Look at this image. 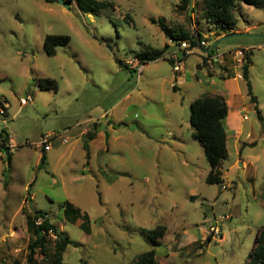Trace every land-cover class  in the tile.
I'll list each match as a JSON object with an SVG mask.
<instances>
[{"label": "rangeland", "instance_id": "1", "mask_svg": "<svg viewBox=\"0 0 264 264\" xmlns=\"http://www.w3.org/2000/svg\"><path fill=\"white\" fill-rule=\"evenodd\" d=\"M94 1L106 5L83 10L75 0L68 8L58 0H0V103H7L0 130L17 144L6 176L0 151L1 264L27 263L34 236L25 217L35 210L47 212L69 237L63 260L70 264H132L153 248L150 230L157 225L165 226L154 248L160 264H244L264 226V7L240 3L233 29L241 31L225 32L232 36L217 44L216 51L250 49L248 79L256 102L237 78L232 99L226 98L231 109L242 108L241 133L235 140L226 129L223 182L209 184V165L188 121L191 100L218 94L207 83L205 62L196 79L197 58L190 55L186 80L174 90L168 60L142 67L134 61L146 49L163 48L165 56L179 51L151 18L196 30L208 40L204 48L211 47L215 33L202 18V0H190L186 9L181 0ZM47 34L70 40L48 56ZM230 72L219 71V78ZM46 77L56 81V92L38 87ZM26 94L31 100L22 103ZM80 127L102 133L92 145L91 167L71 132L63 133ZM49 133L55 136L37 168L43 151L36 142ZM65 201L88 214L89 232L81 219L63 216ZM54 245L48 240L47 258ZM35 259L47 264L38 250Z\"/></svg>", "mask_w": 264, "mask_h": 264}, {"label": "trees", "instance_id": "2", "mask_svg": "<svg viewBox=\"0 0 264 264\" xmlns=\"http://www.w3.org/2000/svg\"><path fill=\"white\" fill-rule=\"evenodd\" d=\"M49 2L53 0H48ZM66 3L71 2V0H64ZM78 8L87 10L86 7L98 8L105 6L106 2H98L94 0H75ZM190 0H181L179 5L180 8L186 9ZM240 3L251 5L255 8L264 7V0H202V18L209 25V29L213 27L214 29L219 30L216 32H230L233 30V25L237 21L236 9ZM152 23H157L160 30L164 33L166 38L169 41H174L175 45H178L180 41L186 40L189 41L190 46L194 47L197 45V41H202L204 38L200 35L198 31L187 32L182 28L173 29L168 27L162 18H157L156 20L151 18ZM227 34V33H225ZM70 40L69 35L61 34H47L43 40V48L45 53L48 56H54L56 54V48L58 46L66 45ZM204 41V40H203ZM167 45H165L166 47ZM203 47V46H202ZM210 48V47H209ZM208 48V49H209ZM216 49H213L211 53L206 54L211 56L215 54ZM244 59L241 66V75L242 79L245 80V85L247 88V94L250 98V101L255 104L256 98L252 95L251 85L248 79V67L251 64V51L250 49H243ZM136 57L140 63L144 64L151 60H156L159 58L166 59L171 64L169 57L163 56L165 49H151L144 50L142 52H136ZM120 64L121 62L118 61ZM203 59V63H204ZM213 63H216L213 61ZM202 67V65H199ZM229 72L228 69H225ZM232 75L230 72L229 75L221 77V79L228 78ZM38 87L40 89H52L54 92L57 91V83L54 79L51 78H40L37 81ZM175 88V87H174ZM257 106L255 105V109ZM228 113V106L222 95L219 94H210L204 92L197 97H195L190 103V112H189V125L192 130V135L197 139L203 147V153L209 165V170L205 178V182L209 184L213 183H222V172H221V163L228 156L227 150V132L225 125V118ZM259 115V113H258ZM260 116V115H259ZM95 130L89 131L86 139H91L95 135ZM1 145L0 151H3V154L7 160V169L2 171V175L6 176L8 168L10 167V152L8 151L7 141L9 135L5 129L0 130ZM83 148L85 150L86 162H88L90 151L88 148L87 141L84 142ZM241 152V150H240ZM46 159L45 151L42 152V155L39 160L37 168H42ZM6 179L4 185L6 186ZM63 216L69 221L75 223L78 219L82 220L80 227L85 231L89 232V227L87 225L89 218L88 214L82 213L81 210L74 206L69 201H65L61 205ZM26 224L31 231L34 238H32L28 245V255L26 259V264H43L39 263L35 259V254L38 252L43 256V261L47 264H70L63 260V249L67 244L72 243L69 237L62 231L59 230L56 225L49 221L47 212L35 210L33 213L26 214ZM41 218V222L36 224L35 221ZM52 229V232L57 236L56 239H52L48 235V230ZM165 226L157 225L155 228L150 230V238L152 241L153 248L142 252L137 256V259L132 264H160L155 258L156 246L160 245L158 237H161L164 233ZM49 237V238H48ZM48 240L54 241V251L51 256L46 257V246ZM2 259L0 257V264ZM82 264H85L84 260H81ZM244 264H264V226H262L258 233L254 237L253 247L250 250L249 255L246 258Z\"/></svg>", "mask_w": 264, "mask_h": 264}, {"label": "crops", "instance_id": "3", "mask_svg": "<svg viewBox=\"0 0 264 264\" xmlns=\"http://www.w3.org/2000/svg\"><path fill=\"white\" fill-rule=\"evenodd\" d=\"M209 30H212L211 31L212 34L215 33L213 41H217V40L221 39L223 36L227 35L224 32H220L219 34H217L216 33L217 29H214L213 27H211ZM240 31L241 30H239V29H233V30H231V33L236 34L237 32H240ZM205 38L206 37H204V39ZM171 43L173 44L174 41H171ZM205 46H208V40L205 41V45L203 47L199 46V44L197 42L196 50L193 53L185 56V58L183 60V71H182V73L180 75L174 77V75H173V73L171 71L170 77H171V80L174 81V82L171 83V85H172V88L174 90H180V86L186 80V71H187V69H186L187 63L186 62H187L188 57L190 55H192V54H195V56L197 58L196 61H195V64H194L195 67H196V71L194 72L193 75H194V77L196 79L201 77V75L203 73H202V67L199 66V65H201L203 59L205 60L206 54H208L207 52L204 51V50L208 49V48H204ZM177 47H178V45H177ZM216 48H217V46L215 47V49ZM246 49H248V48H246ZM178 52L179 51H170L168 56H165V53H166V51H165L163 56L169 57L172 53H178ZM232 53H233V55L230 56L229 54H232ZM234 53H235V51H233V52H230V51H227V52L226 51H215L214 55L208 56L209 58L212 59V61L216 62V63H213V70L209 71L207 66L204 67V68L206 69V72H207L206 76H208L209 79H210V80H208L207 83L211 84L215 88V90H213L212 93L221 94L224 97L225 101H226V104L228 106V113H227V116L225 118V125L227 126V128H226L227 131H230L231 135L235 137V136H237V135H239L241 133L240 121H241V118H243V115H241L242 108L240 109V105L237 104V105H234L233 109H231L230 105H229V103L227 101V98H226V96L228 95L232 99V97L234 95V91H235V89L237 87L236 79L238 78L237 77V73L239 71H237V67L235 65ZM159 59H162V58H159ZM135 60H137V62L140 63L139 60L137 59V57L134 59V61ZM134 61H133L132 64H134ZM146 63H144V64L140 63L141 66H139V67H142V66L146 65ZM225 69H228V70L230 69L232 75L230 77H228V78L220 79L219 78L220 77L219 76V71L225 70ZM209 72H211L210 75L208 74ZM198 74H201V75H198ZM202 77H203V75H202ZM214 78H217V80H215ZM177 104L179 105V107H181L182 106V101H180ZM105 113L106 112H103L100 116L101 117L104 116ZM92 130H93V128L91 129V128H87V127H83V128L80 127L77 130H75V131H72V129H70V128H66L65 130H63V133L71 132V134L69 136V139H73L75 144L78 143L83 150H84L83 144H84L85 141H87L88 148H89V151H90V156H89L88 162H86L87 160L85 158V150H84V161H85V164L88 165L89 167H91L92 160H93L92 145H93V143L95 142V140H96V138L98 136L102 137L101 131L98 130L97 132H95V135L91 139H86L87 138V134L89 133V131H92ZM61 139H62V143H64L63 139H65V137H61ZM235 140H236V137H235ZM67 142H68V140H67Z\"/></svg>", "mask_w": 264, "mask_h": 264}, {"label": "built area", "instance_id": "4", "mask_svg": "<svg viewBox=\"0 0 264 264\" xmlns=\"http://www.w3.org/2000/svg\"><path fill=\"white\" fill-rule=\"evenodd\" d=\"M199 46H204L205 45V41H197ZM178 49L179 52L178 53H172L169 56V59L171 60V69H172V73L174 75V77L180 75L183 71V60L185 58V56L193 53L196 50V46L191 47L189 41L183 40L180 41L178 43ZM234 57H235V65L238 68H241L242 66V62L244 59V52L243 50H237L234 53ZM205 65L207 66V68L209 69V71L213 70V61L211 58H209L206 55L205 58ZM129 63H131L130 61H128ZM237 77L238 78H242L241 72L237 73ZM31 100L30 95L26 94V98L22 99V103H27L28 101ZM6 108H7V103H0V115H4L6 112ZM55 134L49 133L46 134L42 137H40L38 139V141L36 142V146L42 150V151H47L50 147V140L52 137H54ZM1 137H0V145H1ZM63 142L66 143L67 139H63ZM17 146V144L11 139L8 138L7 141V147H8V151L11 152L15 147ZM222 188H225L224 185H222ZM41 222V218H38L35 223L39 224ZM211 230H214V228L210 227ZM48 235L49 237H51L52 239H56L57 236L52 232V229H49L48 231Z\"/></svg>", "mask_w": 264, "mask_h": 264}, {"label": "water", "instance_id": "5", "mask_svg": "<svg viewBox=\"0 0 264 264\" xmlns=\"http://www.w3.org/2000/svg\"><path fill=\"white\" fill-rule=\"evenodd\" d=\"M58 2L61 3L62 5H64L66 8L69 7L68 4L64 0H58ZM239 34H241V33H239ZM230 36H232V35H225L221 39H226V38H228ZM221 39H219V40H221ZM219 40H217L209 49H206L204 51L207 52V53H211L212 50L215 49V47L217 46Z\"/></svg>", "mask_w": 264, "mask_h": 264}]
</instances>
